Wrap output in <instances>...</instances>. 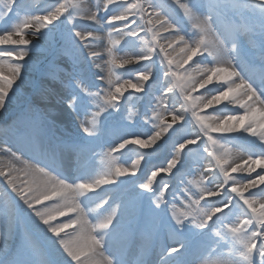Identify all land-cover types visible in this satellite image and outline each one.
Returning a JSON list of instances; mask_svg holds the SVG:
<instances>
[{
  "label": "rangeland",
  "instance_id": "374dc122",
  "mask_svg": "<svg viewBox=\"0 0 264 264\" xmlns=\"http://www.w3.org/2000/svg\"><path fill=\"white\" fill-rule=\"evenodd\" d=\"M88 1L90 6L87 7V10L89 14L92 12L97 13L96 19L98 21L95 20L98 24H94V20L84 19L81 16L82 10L80 0H0V30L2 29L0 36L9 31L8 29L11 22L13 24V29L10 30V33H19L25 36L31 34L29 44H19L14 48L9 47L7 51L0 50V106L6 107V112L0 115V133L5 132L3 130H16L17 133L22 134L29 129H31V132L38 135H45L49 132L50 121L52 122L51 116H53V113H48L50 110L46 112L47 116L45 115L50 121H47V119L41 116L40 118L34 119L37 124L32 122V118L27 117L28 115L25 111L30 104H35L37 100L40 101V98L46 94V92L41 89L44 83V74L42 71L47 67V63L53 62L54 60L58 64L69 62V57L64 53L65 49L62 50L59 45L61 44L64 46L63 48L69 47L71 52L76 51L80 54V56L76 57L79 64L87 63L89 69L87 70L88 72H84V76L90 73L92 78L95 79L91 81L93 86L89 88L87 92L86 86L80 82L82 78L81 75L75 68H70L71 72L68 74L66 80H71L75 87L72 88V94L70 96L67 94L65 102H57L58 106L63 109L64 115L62 124L65 128L61 127L60 129L72 131L76 134L75 137L77 138L87 139L89 133L85 132L84 128H91L93 130L94 127L96 128L99 126L100 121L108 118L109 115L117 113L116 109L120 105L118 103L121 102L124 105L119 109L123 110L121 117L123 118L124 124H137L138 126H142L145 130L142 134L144 135L142 139H147L149 138L147 135L152 136L157 131V125L160 124V119L157 117L156 113L164 115L172 113L178 115L181 121L174 124L167 132L168 135L165 143L154 149L150 156L144 158L139 157V159H145L143 160L144 162L151 161L152 159L158 161L164 160V165L156 167V170L164 169L168 165L176 156V149L182 142L186 140H195L196 137L194 138V136L196 135L200 137L198 146L195 147V149H188L185 154L186 159L183 160V157L180 159L177 164L176 173L173 175L174 177H181V179L177 180L178 183L180 182V191H184L185 194H187L185 202L182 200L184 204L176 201L172 202L168 205L169 208L167 212H170L167 214L163 213L165 209L162 199H157L155 201L152 199L147 200L145 205V218L149 217L152 219L154 217L152 210L155 208H152V202H154L155 205H159L158 211L162 212L157 214L159 215L157 221H151L149 218L145 219L146 224H148L147 230L151 234L156 230L154 234L156 238L160 229L163 230L170 219L174 218L172 215L174 207L186 210L191 200L200 199L201 188L213 191V185L217 182L223 184L222 192L217 197L212 196L204 198L203 200L206 199L205 204L200 203L199 207L203 208L206 212L215 207H223L226 204L227 207L224 208L221 213L215 215L205 228H200L193 217L184 219L183 222L179 224L174 218L171 221L174 222L169 224L167 228L170 233L171 231H173V233H179L180 231V234L185 235L186 239L179 242L181 247L188 243L191 244L189 241H195V243H197V252H195L194 249H190L186 257L187 259L185 258V263L264 264V258H262L258 252H254L253 256H247L245 245L240 243L241 240L245 242H264V225L257 223L255 220H252V223L248 224L246 221L252 218L250 211L238 196L230 192L232 184H240L244 176L232 173L233 180L225 182L223 174L215 163V155L224 153L228 154L230 162V153L234 149L244 152L250 158H264V149H258L259 152L257 154L243 151L242 147L237 146L238 143H232V139H237L239 143L245 145L246 148H250V145L255 144L250 142V140H246V135L242 136L235 131L214 133L213 138L216 144H211L208 141L207 137L201 131L199 124L192 116L190 107L185 104L183 94L180 92L179 88L176 87L175 80L170 75V69L163 54L156 49L150 54V58L143 59V57L149 56L148 47H151V33H148L146 29H144L143 20L140 19L139 16L130 17V20L125 22L129 24L128 27H124L121 23L117 24L116 28L123 29L118 32L123 35V38H128L129 35H132V38H128L124 42L129 48L119 50L117 56L132 60L133 62L132 64H126L118 68L119 70H125L129 65V67H131L129 76L124 77L121 71L115 72L113 69L112 78L115 79L119 77L120 82L131 80L137 83L139 82V74L143 72L149 73L150 78L144 81L146 83L142 90L136 91L134 89H129L127 90L129 92L125 91L123 93V99L120 98L115 105L111 107L105 106L100 97H102L110 87L107 83V69L109 66L106 63L109 59L106 50L110 45L108 42L109 35L106 30L107 28H112V31H114V26L112 27V23H108V19L110 16L120 15L125 12L128 4L136 2V0H114V3L107 8L104 7L105 0ZM154 1L155 0H139L146 9L160 11L161 15L173 25L175 32L184 36L190 45L194 46L199 43L203 34L194 26L196 21L190 20L188 16L184 14L183 10L174 3V0H158L160 10L155 7ZM181 2L187 4L193 15L201 19L205 17L209 18L212 30L208 35L212 42L216 44L219 53L215 55L207 51V48H204L199 55L194 57L193 61L184 65V68L180 71L183 72L184 69H187L190 78L193 79L197 77L194 73L196 71L194 70V66L210 67L216 64L231 65L245 78V83L252 86L251 88H256V91L260 89L264 90V79L260 77L261 66L257 63V58H259V56H264V0H181ZM61 4L65 5L66 11L46 27H39L40 22L36 20V17L55 12ZM212 13H215L216 16L221 18L223 23L225 25L228 24V26H225L223 29L218 28L211 20L213 17ZM15 17H17V20H15ZM131 20H135V23H131ZM235 21L241 25L247 24L251 26L253 29L250 36H246V34L242 35L241 32L243 31L241 29L238 30L239 26L234 24ZM84 22L91 24L94 28ZM225 28L231 29V31L227 32ZM100 32L103 33L105 38L101 40L102 53L99 57L101 59V64L96 66L88 62V58L91 56V52H88V44L90 41H94L95 37H98ZM77 33H92L93 36L82 40ZM162 35L167 36L169 34L162 33ZM145 40L149 41L148 46H145ZM221 41H223L224 44L221 43ZM85 48L87 49L86 54ZM21 50L26 51L28 55L25 57L24 61L20 62L21 79L17 81V86L21 88L19 90H22V92L18 94L14 92L12 87H10L8 91H5L4 85L7 81L15 79L13 72L10 70L14 69L13 61L18 59L17 53ZM113 53L116 55L114 48ZM67 65H69V63ZM171 87L174 89L173 94L170 95L168 91ZM78 90L87 92H83L82 95L91 97L90 99L88 98L90 105L88 103L77 104L75 102L76 99L79 98ZM218 91L219 89L216 90L212 86L204 91L197 90L192 93V95H215ZM144 101L145 104L142 105ZM43 103H47L45 98L42 104ZM137 104L142 105L143 112L140 117L137 114ZM101 108H104V111H102L99 116H95L94 114L100 112ZM199 111L201 115H214L218 118H222L227 115L242 114L243 109L237 107V110H229L225 107L221 109H200ZM19 117L21 119L17 120ZM93 119L96 121L94 127L91 123ZM168 120L170 121L169 117ZM108 133H110V131H108ZM2 138L3 136L0 135V139ZM91 138L96 141L101 140L100 133L95 131ZM58 139H61L60 136ZM85 142V145L90 144L88 140H85ZM1 146L2 144L0 142V156H3L4 152L1 150L5 149V147L2 148ZM103 157L106 163V169L103 168L102 171H107L109 173L111 171L112 162L105 155H103ZM116 161L117 159L115 158V162ZM97 164H99V161L95 162L96 166ZM116 164L123 167H131L130 164L126 163ZM16 167H22V165L18 163ZM139 169H141V167H139ZM137 170L135 173L139 172ZM156 170L153 169L150 172ZM181 171L183 173H180ZM63 172L70 173V176L65 177L67 180L61 179L62 177L59 175L49 174L73 185L77 183H92L96 179L95 170L89 166L85 167V162L83 161L67 166ZM75 172L80 173L76 175ZM209 172L213 173L211 177L206 176ZM173 176H167V178ZM201 176L204 178L202 182ZM149 178L150 176L148 179ZM167 178L162 177L158 180L156 179L153 185L158 184V182H162L164 185L166 180L161 179ZM119 180L120 178L116 179V181ZM146 182L147 181L136 184L134 189L128 193L129 196L123 200L121 199L122 202L120 206L115 203L111 207L100 209L99 206L102 204L103 199L90 202L89 199L90 195H92V191L85 192L78 197V203L89 221L93 224L103 221L113 210L117 212L109 229H101L95 233L103 243V247L99 249V256H97V259L100 258L103 260L104 258H108L112 261V264H140L142 261L143 255L150 243L146 230H144L145 228L142 229L141 233L138 234V237H136L134 241V244H137V246L130 245L128 248L130 230L127 232L122 231L125 229V223L133 219L132 215L138 216L137 221L140 220L141 212L144 211V195L141 194L148 191L144 189L142 185ZM130 194L132 196H130ZM245 197L264 203V186L248 191L245 193ZM45 202L46 201L43 202L45 205H52L54 203V201ZM41 206L42 205H40V207ZM261 213H264V209H261ZM72 215L73 213L68 212L66 218L62 221H67L68 217ZM241 220H245V223L242 225L244 230L237 235L232 234L229 228L235 224H239ZM151 226L157 229L151 230ZM15 227H18L20 231L26 229L28 234L24 235L18 243L17 241L15 242ZM75 227V225L72 226V228ZM46 228L47 226H43V223L35 215L34 211L29 209L23 201L12 192L7 180H5L4 177H0V264H30L32 260L38 258L34 254L32 245H34L35 249H38L40 253L49 256L48 260L50 264H68L60 248L58 242L59 238L54 236L48 228ZM72 228H70L68 232H71ZM119 230L121 232L120 234L118 233ZM254 233L256 235H254ZM250 237L252 238L251 241H249ZM187 239H189V241ZM216 239L217 242H214ZM153 252L151 259L155 263L159 261L160 255L159 250H153ZM123 254L125 256L124 259Z\"/></svg>",
  "mask_w": 264,
  "mask_h": 264
},
{
  "label": "snow or ice",
  "instance_id": "6c2138e0",
  "mask_svg": "<svg viewBox=\"0 0 264 264\" xmlns=\"http://www.w3.org/2000/svg\"><path fill=\"white\" fill-rule=\"evenodd\" d=\"M113 3L114 0H105L104 7L107 8ZM174 3L183 10L184 14L188 16L190 20L196 21L194 26L203 34L199 43L194 46L190 45L184 36L175 32L173 25L161 15L160 11L146 9L139 0L129 3L126 11L120 15L110 16L108 23H121L124 27H128L129 24L125 22H128L130 17L139 16L143 20L144 29H146L148 33H151V47H148L149 56L143 57V59L150 58V54L156 49L163 54V57L169 66L170 75L175 80L176 87H178L183 94L185 104L193 109L192 116L198 122L201 131L211 144H216V141L213 138L214 133L234 132L241 129L249 132L253 136H258L261 140H264V123H261V120L264 119V100H260L257 93L243 80L239 82L220 83L223 85V90L215 95H219L222 92L224 95L220 96V98L215 101H213L211 97L206 98L205 96H195L194 99L192 93L189 92L191 87L190 81L192 80L190 74L187 69H184L183 72L180 70L184 68V65L193 61L194 57L202 52V49L207 48V51H210L215 55L219 53V49L216 48V44L212 42L208 35L212 30L209 18L205 17L201 19L200 17L193 15L187 4L182 3L181 0H174ZM65 11V5L61 4L55 12L50 14V16L43 17V20H51L52 22ZM96 15V12H92L88 15L87 19L95 20ZM131 23H135V20H131ZM39 27L43 28L44 24L41 23ZM122 30L123 29L121 28H117L114 31L119 32ZM225 30L227 32L231 31V29L228 28H225ZM162 33H167L169 35L163 36ZM77 35H79L82 40L93 36L92 33H77ZM108 35L110 46L106 50L109 57L106 63L109 66L107 69V83L110 87L100 99L105 106L111 107L116 104L123 93L128 89H134L136 91L142 90L143 82L147 81L150 76L147 72L140 73L138 76V83H134L131 80L120 82L119 77L113 79V69L123 67L133 61L123 59L113 53V48L119 43V41L118 39H112V31H109ZM95 38L99 39V37ZM5 42L18 43L21 45H27L30 43L23 38L19 41H13L10 39V36L5 38ZM144 43L145 46L149 45L148 40H145ZM99 54L100 53L98 52L91 53L93 56ZM216 67L227 71L226 67H221L219 65H216ZM17 68L21 69V65H18ZM14 70L16 69H11L10 71L13 72ZM205 71H207V69H205ZM213 74L215 73L213 72ZM223 79L224 77L221 76L220 80L222 81ZM12 86L13 85L6 83L4 85V90L8 91ZM204 88L205 87H201V89ZM241 89L243 92L238 93L237 90ZM232 97H235V99H232ZM248 98H252L251 102H249ZM201 100L204 102L201 103ZM224 102H230L239 106L243 109L242 114L227 115L222 118H218L214 115L200 114V109H212L214 106H218ZM102 111H104V108H101L100 112H97L94 115L99 116ZM156 115L160 119V125L165 126L162 128V131L157 132L154 136L147 139L137 138L126 140L119 144L117 148H114L105 154V156L112 162L111 172L115 173V177L123 176L126 170L115 163L113 153L123 149L127 144H135L143 148L151 147L156 144L180 119L178 115L172 113H169L168 115L156 113ZM168 117H170V121L168 120ZM91 123L94 127L96 123L95 119H93ZM84 130L91 134V128H84ZM194 143H196L195 140H186L184 143H181L176 151V158L172 159L166 168L153 171L151 177L142 185V187L146 190H151L156 177L161 172H171L173 167L178 163L181 151L185 149L187 145ZM22 158L21 155H18V153L6 147L4 149V155L0 156V177H4L5 180H7L12 192H14L29 209L34 211L35 215L45 226H47L48 230L54 236L59 238L58 242L60 248L63 255L66 257L68 264H112V261L108 258H104L103 260L100 258L97 259V256H99V249L103 247V243L95 233L98 230L109 229L111 227L117 215L116 210H113V212L103 221L93 224L89 221L85 212L74 198L81 195L86 190L111 184L114 182L115 178L112 175H109L101 177L95 183H77L73 185L49 174V172L43 167L37 166L30 163L29 160ZM18 163L21 164L22 167H16ZM215 163L223 174L225 182L233 180L232 173L240 171L237 166L229 167L232 163L229 162L227 153L215 155ZM241 163L245 165L243 173H256V178L250 179L243 184L233 183L230 192L238 196L250 211L252 218L246 221L248 224H251L252 220H255L257 223L264 225V213H261V209H264V203L245 197V193L250 189H253L258 185H264V158L249 157ZM248 165L253 166L248 167ZM257 168L261 171L257 172ZM203 179V176H201V182ZM200 193V199L218 194L217 192L209 191L205 188H201ZM61 196L66 197L67 199L68 207L64 210H58L51 205H45L43 203L44 201L52 200L54 197ZM200 199L191 200L186 210L174 207L172 215L178 224L182 223L184 219L193 217L200 228H205L215 215L221 213L224 208L227 207L226 204L223 207H215L206 212L203 208L199 207ZM38 205L42 206L38 207ZM68 212L73 213V215L69 216L67 221L55 222L58 217L65 216ZM244 223L245 220H241L239 224L231 226L229 231L232 234L237 235L244 230L242 228ZM73 225L76 227L72 228ZM69 228H72L71 232L65 231V229ZM254 235L256 234L254 233ZM251 240L252 238L250 237L249 241ZM240 243L245 245L247 256H253L254 252H258V254L264 258V242H245L241 240ZM32 247L34 249V254L38 257V264H47L43 254L40 253L38 249H35L34 245H32ZM178 251V248H171L169 250L170 253H177Z\"/></svg>",
  "mask_w": 264,
  "mask_h": 264
},
{
  "label": "bare ground",
  "instance_id": "6f19581e",
  "mask_svg": "<svg viewBox=\"0 0 264 264\" xmlns=\"http://www.w3.org/2000/svg\"><path fill=\"white\" fill-rule=\"evenodd\" d=\"M82 16H84V17H88V13H87V11H86V9L84 8L83 9V12H82ZM212 18H211V20L219 27V28H221V29H223V26H222V23H221V21L219 20L220 18L218 17V16H216V14L215 13H212ZM10 36V39L11 40H13V41H16V38H17V36H21V37H26L24 34H19V33H12V34H10V35H7V36H4L3 38H0V47L2 48V51H4V50H6L7 48H9V47H11L13 44H17V43H12V42H5V38L6 37H9ZM101 52V49L99 48V49H97L96 50V52ZM5 53V52H4ZM194 60V59H193ZM216 65H219V66H221V67H226L227 68V71H225L221 76H223L224 77V79L221 81L220 80V77L221 76H219V77H216L215 76V74H213V76L210 78V83H209V85H207L204 89H198V91H204V90H206L207 88H209V87H214L216 90L217 89H219V91H222L223 90V85L222 84H220V83H231V82H239V80L237 79V74H236V72H234L229 66H227V65H225V64H216ZM195 73V75L198 77L199 76V72L198 71H195L194 72ZM17 85V84H16ZM16 85H14V87H13V90H14V92H17L18 94H20L21 92H22V90H18L17 91V87H16ZM129 90V89H128ZM218 91V92H219ZM238 91V93H242L243 92V90L241 89V90H237ZM169 94L171 95V94H173V88H169ZM215 94H217V93H215ZM213 95H205V97L207 98V97H212ZM249 99V102H251V100H252V98H248ZM57 101H58V98L57 99H53L52 101H50V103H49V110H50V112L49 113H53V118L55 119V120H57V122H60V123H62L63 122V120H64V115H63V109L60 107V106H58V104H57ZM227 108V109H236L237 110V107H239V106H237V105H235V104H233V103H230V102H224V103H221L220 105H218V106H214V108L216 109V108H219V109H221V108ZM214 108H212V109H214ZM6 107H2V106H0V115L1 114H3V113H5L6 111ZM238 114H241V113H238ZM236 115V114H235ZM219 118H221V117H219ZM169 119H170V117H169ZM181 121V119H179V121L178 122H180ZM261 123H264V119H262L261 120ZM235 132H238L240 135H242V136H245L246 137V140H250V142H253L255 145H251L252 147H254V148H258V149H264V140H261L258 136H253V135H251L249 132H247V131H244L243 129H241V130H237V131H235ZM167 133L163 136V137H161V139L156 143V144H154V145H152L151 147H148V148H143V147H141V146H139V145H135V144H131V146H133V148L135 149V150H139V151H142L143 152V158L144 157H146V156H150L152 153H153V151H154V149H156L157 147H159L160 145H162L163 143H165V140L167 139ZM151 137V136H150ZM149 137V138H150ZM196 137V139H195V141H196V143H194V144H190V145H187V147L185 148V149H183L182 151H181V155H180V157H179V159H178V162L180 161V159H182V157H183V155L188 151V149H192V148H194V147H196L197 145H198V143L200 142L199 140H200V137H199V135L197 136H194V138ZM129 145V144H128ZM178 149V148H177ZM174 158H176V156L174 157ZM173 158V159H174ZM244 158H249V156L247 155V154H245L244 152H242V151H240V150H237V149H234V150H232L231 151V153H230V163H232L234 160H237V159H239V160H241V162L244 160ZM142 160V159H141ZM141 160H140V163H141ZM178 164V163H177ZM175 165L174 167H173V169L171 170V172H161L157 177H156V179H158L159 177H161V176H164V175H166V176H172L174 173H175V171H176V169H177V167H178V165ZM253 165H248V167H252ZM167 167V166H166ZM165 167V168H166ZM237 167H239V169H240V171L239 172H237V174H239V175H241V176H244V178H243V180L240 182V184H243V183H245V182H247L248 180H250V179H255L256 178V173H252V174H247V173H243V170H244V167H245V165H243L242 163H240V165L239 166H237ZM261 170L259 169V168H257V172H260ZM213 173L212 172H209V174H208V176L209 177H211V175H212ZM150 176H151V174H150ZM155 179V180H156ZM257 183H259V182H257ZM102 186H105L106 187V185H102ZM260 186H264V185H258V186H256L255 188H253V189H250L249 191H252V190H254V189H257L258 187H260ZM101 187V186H100ZM99 187V188H100ZM222 187H223V184H220V183H217V182H215V184L213 185V192H217L218 194L217 195H215V196H213V197H217V196H219V194L222 192ZM99 188H97V189H99ZM50 201H54V199H52V200H50ZM55 202V201H54ZM45 203H48V201H46ZM38 207H40V205H38ZM66 216H67V213H66V215L65 216H62V217H58L57 218V221H55V222H60V221H62L64 218H66ZM43 226H45L44 224H43ZM47 229V228H46ZM70 229V228H69ZM69 229H65V231H67L68 232V230ZM46 233H47V231H46Z\"/></svg>",
  "mask_w": 264,
  "mask_h": 264
},
{
  "label": "clouds",
  "instance_id": "9594fccd",
  "mask_svg": "<svg viewBox=\"0 0 264 264\" xmlns=\"http://www.w3.org/2000/svg\"><path fill=\"white\" fill-rule=\"evenodd\" d=\"M50 14H48V15H42V16H37L36 17V20L38 22H40V24L43 23L44 24V27H46L48 24L51 23V20L45 21V20H43V17L50 16ZM209 23H210V21H209ZM22 38L24 40L30 42L31 34H28V36H26V37L17 36L16 41H19ZM221 43L224 44L223 41H221ZM27 55H28L27 52L26 51H23V50H21L20 52L17 53L18 59L13 61L14 69H16V70L13 71V75H14L15 79L7 81L8 84H10V85H16L17 84V81H19L21 79V69H18L17 66L18 65H21L20 62L21 61H24L25 60V57ZM205 69H207V71H205ZM194 70H196V71L199 72V76L196 77V78H193L190 81V85H191V87L189 89V92L190 93L196 92L198 89H201V87H206L211 82L209 78L213 76V72L215 73V76L216 77L221 76L225 72L224 69L218 68V67H216V65L210 66V67L209 66H203V67H201V66L197 65V66H194ZM223 95H224V93L222 92L219 95H213L211 98H212L213 101H215V100H218L220 98V96H223ZM194 99H195V96H194ZM232 99H235V97H232ZM203 102L204 101L201 100V103H203ZM192 111H193V109H191V112ZM163 127H165V126H162L160 124L157 125V131L152 136H154L157 132L162 131V128ZM246 159L247 158H244V160H246ZM240 163H241V160H239V159L234 160L232 162V164L229 165V167L239 166ZM139 165H140V160L137 159V160L133 161V163L131 164V167L130 168L129 167H123L121 165H119V166L122 167V168H124L126 170L123 175H133V174H135V171H136V169L138 168ZM109 175H112L115 178V173L114 172H111L110 171L106 176H109ZM106 176H101V177H106ZM101 177L97 178L92 183H95ZM95 189L96 188H93V189H90V190H86L83 193L88 192V191H94ZM81 195L76 196L74 199L78 202V197L81 196ZM53 199L55 201L51 205L53 208L58 209V210H64V209H66L68 207L66 197H63V196H61V197H54Z\"/></svg>",
  "mask_w": 264,
  "mask_h": 264
},
{
  "label": "flooded vegetation",
  "instance_id": "af4514ba",
  "mask_svg": "<svg viewBox=\"0 0 264 264\" xmlns=\"http://www.w3.org/2000/svg\"><path fill=\"white\" fill-rule=\"evenodd\" d=\"M127 145H128V144H127ZM127 145H126V146H127ZM126 146H125V147H126ZM163 164H164V160H163V161L160 160L159 163H158V165H163Z\"/></svg>",
  "mask_w": 264,
  "mask_h": 264
}]
</instances>
